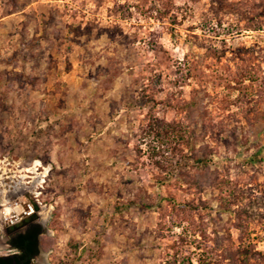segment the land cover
<instances>
[{
    "label": "rangeland",
    "instance_id": "1",
    "mask_svg": "<svg viewBox=\"0 0 264 264\" xmlns=\"http://www.w3.org/2000/svg\"><path fill=\"white\" fill-rule=\"evenodd\" d=\"M4 157L36 264H264V0H0Z\"/></svg>",
    "mask_w": 264,
    "mask_h": 264
},
{
    "label": "trees",
    "instance_id": "2",
    "mask_svg": "<svg viewBox=\"0 0 264 264\" xmlns=\"http://www.w3.org/2000/svg\"><path fill=\"white\" fill-rule=\"evenodd\" d=\"M172 129V125L169 123L151 120L143 132L146 135L154 134L162 141L163 135H166L168 130ZM196 160L199 163H203L202 157ZM41 232L40 226L33 225L25 232L18 234L12 240V247L15 249V253L9 256H0V264H33L32 260L39 251Z\"/></svg>",
    "mask_w": 264,
    "mask_h": 264
},
{
    "label": "built area",
    "instance_id": "3",
    "mask_svg": "<svg viewBox=\"0 0 264 264\" xmlns=\"http://www.w3.org/2000/svg\"><path fill=\"white\" fill-rule=\"evenodd\" d=\"M12 166L19 167L20 163H12ZM11 165L8 158H0V220L3 221L5 225L8 227H15L18 222H21L23 217L28 214L29 207L25 206V209L21 210V212L12 213L11 215H6V207L10 206V199L14 197L11 196L9 181L13 182L8 176L11 171L9 166ZM36 167V166H35ZM11 197V198H10ZM14 207V206H13ZM9 220V221H8ZM19 224V223H18Z\"/></svg>",
    "mask_w": 264,
    "mask_h": 264
},
{
    "label": "flooded vegetation",
    "instance_id": "4",
    "mask_svg": "<svg viewBox=\"0 0 264 264\" xmlns=\"http://www.w3.org/2000/svg\"><path fill=\"white\" fill-rule=\"evenodd\" d=\"M30 226H33V225H28L22 232L20 231V232H17V231H14L13 232V230H16V229H14V228H12V231L11 232H6V235H4V238L2 237V241H1V244L2 245H6L11 251H12V254H10V255H13L14 253H15V249L12 247V240L18 235V234H21V233H23V232H25ZM35 226V225H34ZM36 226H40V225H36ZM41 227V226H40ZM41 234L40 235H42V233H43V229H42V227H41ZM39 249V248H38ZM38 253H39V251H38ZM38 255V254H37ZM36 255V256H37ZM6 256H9V255H6ZM36 256L33 258V260H32V263L33 264H36V263H34V259L36 258Z\"/></svg>",
    "mask_w": 264,
    "mask_h": 264
},
{
    "label": "bare ground",
    "instance_id": "5",
    "mask_svg": "<svg viewBox=\"0 0 264 264\" xmlns=\"http://www.w3.org/2000/svg\"><path fill=\"white\" fill-rule=\"evenodd\" d=\"M23 209H25V206H24V204H21V205H18V206L9 207V208H7L5 210H6V215H11L12 213H15V212L19 213Z\"/></svg>",
    "mask_w": 264,
    "mask_h": 264
},
{
    "label": "water",
    "instance_id": "6",
    "mask_svg": "<svg viewBox=\"0 0 264 264\" xmlns=\"http://www.w3.org/2000/svg\"><path fill=\"white\" fill-rule=\"evenodd\" d=\"M22 223H24V224L26 225L27 222H26V220H25V221H23ZM22 223H20V224H22ZM20 224H19V225H20ZM19 225L15 226V227H13V228H14V229H18Z\"/></svg>",
    "mask_w": 264,
    "mask_h": 264
}]
</instances>
